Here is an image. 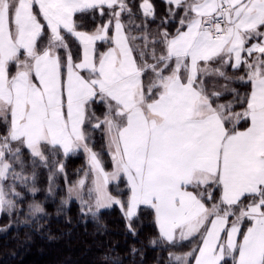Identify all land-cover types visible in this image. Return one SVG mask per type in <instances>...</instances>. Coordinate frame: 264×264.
Listing matches in <instances>:
<instances>
[{
	"label": "snow or ice",
	"instance_id": "snow-or-ice-1",
	"mask_svg": "<svg viewBox=\"0 0 264 264\" xmlns=\"http://www.w3.org/2000/svg\"><path fill=\"white\" fill-rule=\"evenodd\" d=\"M161 2L0 0V214H45L43 168L82 215L148 214L168 264H264V0Z\"/></svg>",
	"mask_w": 264,
	"mask_h": 264
},
{
	"label": "trees",
	"instance_id": "trees-1",
	"mask_svg": "<svg viewBox=\"0 0 264 264\" xmlns=\"http://www.w3.org/2000/svg\"><path fill=\"white\" fill-rule=\"evenodd\" d=\"M83 157L67 160L70 175L85 166ZM59 185L54 196H36L45 209L43 216L28 215L32 199L27 196L19 212L2 217L1 226L8 228L0 230V264H168L167 251L149 243L157 228L148 214L141 216L132 235L118 206L102 210L95 218L82 215L76 202L64 207L65 181Z\"/></svg>",
	"mask_w": 264,
	"mask_h": 264
},
{
	"label": "rangeland",
	"instance_id": "rangeland-1",
	"mask_svg": "<svg viewBox=\"0 0 264 264\" xmlns=\"http://www.w3.org/2000/svg\"><path fill=\"white\" fill-rule=\"evenodd\" d=\"M158 1H161V0H156V4H157V7H158V11L161 12V13H163L164 5H163V4L160 5V3H158ZM98 47H100V46L98 45ZM96 145H99L101 151H100V150H99V151L97 150V148L95 147ZM91 146L94 148L95 151H97V152L100 154L101 159H102L103 162H104V166H105V168H107V169L110 170V168H109V165H110V162H111V160H110V154L108 153V151H107V149H106V147H105V141L103 140V138H102V136H101V134H100L99 132H94V133H92V144H91ZM79 155L84 156L83 158H84V165H85V166H84V167H80V168H78V169L75 170V171L73 172V174H71V175L68 173V171H67L66 168H65V171H66L67 174H68V179H69L70 181H74V180L78 179L82 173H84V172H86V171L88 170V161H87L86 154H84V153H80V154H77V155H70V156L64 161L65 165H66V163H67V160H68L70 157H72V158H77V156H79ZM40 171H42V172H40ZM41 173H42V175H41ZM40 176H41V178H40L39 182H37V186H38L41 190H40L38 193H36V196L39 195L40 193L45 194V196H54V195L56 194L57 189H58L59 186H60V185H59V182H60V180L63 179V177H62V176H55V177L53 178L54 183H55L56 186H55L54 190L52 191V193L49 194L48 191H47V187H48V175H47V170H46V169H43V168L38 169V176H37V178H39ZM63 180H64V179H63ZM64 189H66V185H65ZM118 190L121 191V192L126 191V188L123 186V183L121 184V187H120ZM27 196H29V197H31V199H33L32 196H31V194L25 191V192H24V197L26 198ZM65 196H66V191H65ZM65 196H64V198L62 199V204L64 205L65 208H67L68 205L71 204L72 202H76V203L79 205V207H80L79 202L76 201V200H72V201H70L68 204H64V203H63V200L65 199ZM31 202H32V200L30 201V203H31ZM112 207H113V206H112ZM118 207H119V206H118ZM19 211H20V208L14 210L12 213H10V214H6V215H10V217H11L14 213L19 212ZM4 215H5V214H0V230H1V229L8 228V226H6V227H2V226H1V221H2V219H3L2 217H3ZM32 217H33V216H32ZM2 223H3V221H2ZM11 225H12V223H11Z\"/></svg>",
	"mask_w": 264,
	"mask_h": 264
}]
</instances>
